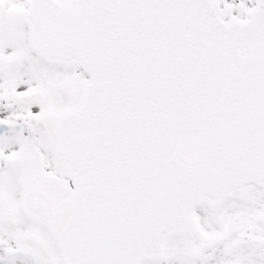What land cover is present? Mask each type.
Segmentation results:
<instances>
[{"label": "snow or ice", "instance_id": "6c2138e0", "mask_svg": "<svg viewBox=\"0 0 264 264\" xmlns=\"http://www.w3.org/2000/svg\"><path fill=\"white\" fill-rule=\"evenodd\" d=\"M0 264H264V0H0Z\"/></svg>", "mask_w": 264, "mask_h": 264}]
</instances>
